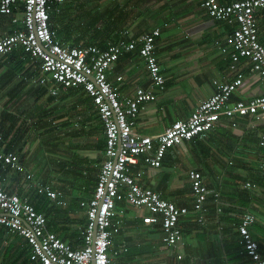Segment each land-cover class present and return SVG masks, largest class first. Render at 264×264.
<instances>
[{
    "label": "crops",
    "instance_id": "0c3cea01",
    "mask_svg": "<svg viewBox=\"0 0 264 264\" xmlns=\"http://www.w3.org/2000/svg\"><path fill=\"white\" fill-rule=\"evenodd\" d=\"M201 2L55 0L53 28L58 38L70 45L96 44L107 48L121 38H134L161 26L156 38V55L162 66L165 89H156L157 99L145 103L134 127L137 134L157 135L176 119L189 118L204 99L216 92V82L243 77L244 83L234 92L233 100L264 93V79L253 71L250 62L242 59L236 70L231 68L233 48L227 44L226 37L234 25L224 21L209 25V14ZM256 16L259 39L264 44V7L257 10ZM22 19V6L12 15H0V30L12 32L22 27ZM23 56L21 48L10 54H0L2 145L20 155L21 163L33 174L35 181L63 193L61 204L45 197L41 212L49 214V217L46 215L49 230L75 247L82 246L81 235L77 234L81 220L87 219V215L81 201L92 196L97 183L104 159V127L89 94L76 88L57 97L50 95L47 88L36 81L40 74L36 66ZM117 76L123 79L117 81ZM109 80L119 86L122 96H131L139 86L150 84L145 61L138 50L120 56ZM263 130L264 126L254 128L249 117L238 118V125L233 127L230 119L223 116L204 139L209 149L201 150L193 142L186 141L168 150L167 164L157 169L146 168L142 178L144 185L190 209L180 221L183 242L178 247L165 245L161 225L143 222L142 214L148 213L146 209L119 203V206H126L127 214L121 232L113 240V249L117 251L114 264H256L243 251V245L240 250L239 228L229 223L237 219L241 222L247 212L255 214L258 222L264 216V185L260 187L264 175L258 170L264 156V148L258 146L259 133ZM215 150L240 153L239 163L235 157L227 162V166L235 163L236 172L227 174L229 172L224 170L222 173L232 176L234 186L229 183L224 186L221 174L216 172L217 180L213 182L209 180L211 173L206 167L207 176L200 170L211 158L218 161L219 156L211 155ZM178 164L187 179L186 186L178 183L182 178L174 171ZM191 168L201 171L210 190L219 194H209L201 222L194 210L188 176ZM247 168L250 170L246 172ZM239 175L248 178L241 182ZM5 177V189L29 195L32 202L34 190L29 188L25 172L8 171ZM246 181L257 183V188L253 189L255 198L248 208L242 206L248 205L246 200L243 203L237 198V183L244 188ZM231 203L236 205L233 209L228 208ZM222 212L227 216L220 217ZM257 227L252 224L250 231L264 250V225ZM29 264L33 262L30 260Z\"/></svg>",
    "mask_w": 264,
    "mask_h": 264
},
{
    "label": "built area",
    "instance_id": "2783aa9c",
    "mask_svg": "<svg viewBox=\"0 0 264 264\" xmlns=\"http://www.w3.org/2000/svg\"><path fill=\"white\" fill-rule=\"evenodd\" d=\"M54 3L55 0H0V15H12L20 6L23 8L22 27L12 32L0 30V54H10L21 48L23 58H29L40 70L37 83L45 86L51 95L57 96L69 88H82L92 97L106 136L104 159L92 196L81 201L88 221L86 226L80 227L83 244L75 247L48 229L46 215L36 209L29 195L5 189L6 172H25L30 189L58 204L64 202L61 191L35 181L33 174L21 163L20 155L2 145L0 134V228L6 227L10 233L27 241L32 262L114 264L117 251H112L113 240L121 232L127 214L126 206H119V203H125L136 209H146L148 213L142 214L143 222L160 224L163 243L178 247L183 242L180 221L190 209L144 185L142 178L146 168H160L170 148L188 140L205 139L223 116L230 119L233 127L241 117H249L254 128L264 126V93L233 100L234 92L244 83L243 77L216 82V92L204 99L189 118L176 119L157 135L137 134L134 127L145 103L157 99L156 89H165L162 66L156 55V38L161 26L134 38H121L107 48L96 44L70 45L60 40L53 28ZM201 4L209 14V25L217 21L234 25L226 37L227 44L233 48L231 68L236 70L237 63L245 59L264 79V44L259 39L256 16L257 10L264 7V0L230 3L202 0ZM132 50H138L143 57L150 84L139 86L131 96H122L119 86L109 80V75L120 56ZM116 79L121 81L123 77ZM258 146L264 148V130L259 133ZM258 170L264 175L263 155ZM188 176L194 210L201 222L209 194H219L210 190L198 169H189ZM243 186L255 189L257 183L246 181ZM255 220L256 215L251 212L243 215L239 225L240 243L256 264H264V250L250 231Z\"/></svg>",
    "mask_w": 264,
    "mask_h": 264
},
{
    "label": "trees",
    "instance_id": "16d2710c",
    "mask_svg": "<svg viewBox=\"0 0 264 264\" xmlns=\"http://www.w3.org/2000/svg\"><path fill=\"white\" fill-rule=\"evenodd\" d=\"M53 17H54V13L52 12V22H53ZM36 70L40 72L39 68H37ZM38 76H36V77L38 78ZM72 89H76V88H69L68 90H72ZM68 90H66V91H68ZM66 91H63V92H66ZM52 96H54V95H52ZM57 96H55V97H57ZM251 136H253V138H254L255 133H253ZM188 141L189 142H193V144L196 145L201 150L209 149V146L204 142V139H200V140H196V141H195V139H192V140H188ZM185 142H183V143H185ZM5 149L10 150L7 147H5ZM166 155H167V153H166ZM166 155L163 158L162 165L163 164H167L166 162H167V159L168 158L166 157ZM162 165H161V167H162ZM235 167H236L235 163L229 164V166H226V168L224 170L226 172H229V173L232 174L233 172H236L234 170ZM200 170L203 171L206 174V176L208 175L207 172H206L205 167L200 168ZM239 176H241V181H245L248 178V177H246V175L245 176L239 175ZM206 179H207V177H206ZM236 179H239L240 180V177L239 178L236 177ZM204 182L206 184H208L206 181H204ZM190 183H191V181H190ZM208 186H209V184H208ZM237 191H238L237 198L239 200L242 199L243 200V203H246L244 200H246L247 203H248V205H243L242 204V206H244L245 208H248L249 205H250V207H251V205L253 203V198H255V194H254L255 192H254V190L253 189H250V188H248V189L245 188L244 189L241 186V184H239V182H238L237 183ZM230 192H231V190H229V193ZM45 197H47V196L46 195H43V194H39L37 191H34L32 193V196H31L32 203L35 204V207H36L37 210H39V211L42 210L43 211V207H41V203H43V200H44ZM177 205H181V204L178 203ZM235 206L236 205H234V204L231 203V205L228 206V208L229 209H233V207H235ZM244 207H243V209H244ZM47 216L49 217V214ZM257 219H258V217L256 216V220ZM256 220L253 223V225H255L256 223H258V220L257 221ZM87 221H88V219H86L84 217V219L81 220V222H80L81 223L80 224V227L82 228V227L86 226ZM239 225H240V219L234 220L232 223H229V226H236L237 229L239 228ZM238 234H239V231H238ZM77 235L80 236L81 235V232L79 231V233ZM240 238L241 237H240V234H239V236H238V244H239V248L241 250V248H243V247H242V244L240 243ZM5 240H10V242L9 243H5ZM77 240H79V239H77ZM114 250H115V248L112 251H114ZM243 251L245 252V249L244 248H243ZM30 254H31V248H30V246H29V244L27 243L26 240H24L22 237H20V236H18L16 234L10 233V231L6 227H1L0 228V258H1L0 264H29ZM33 264H41V263L40 262L33 261Z\"/></svg>",
    "mask_w": 264,
    "mask_h": 264
},
{
    "label": "rangeland",
    "instance_id": "374dc122",
    "mask_svg": "<svg viewBox=\"0 0 264 264\" xmlns=\"http://www.w3.org/2000/svg\"><path fill=\"white\" fill-rule=\"evenodd\" d=\"M239 154L240 153H238V152H236L235 154L234 153L232 154V153H224V152L215 150L214 153H212L211 155L219 156L218 161L216 162L213 158H211V159L209 158L210 161H207L206 165H204V167H206V169L208 170V173L209 172L211 173V174L209 173L210 174L209 180H213V182H215V180H217L216 179L217 176L215 174V172H216L217 174H221L220 177L222 180H224V186H227L228 185L227 183H229L231 186H234L235 185L234 179L232 178V176L227 175V174H231V173H227L226 175H224V174L222 175V173L224 171L223 166H227V162H228L230 157H235V160L237 161V163H239L238 162L240 160L238 158ZM247 170H250V169L247 168L246 172H247ZM174 171H175L176 175L182 177L181 178L182 181L180 180L178 183L186 186L187 185V179L185 178V175L183 174V170L179 164L175 166ZM211 171H213V172H211ZM261 181L263 182L264 179L262 178ZM263 185H264V182L262 184H260V187ZM224 216H227L226 212H222L220 214V217H224ZM260 225H264V216L262 219L259 220L258 223H256L253 226H256V228H258L257 226H260Z\"/></svg>",
    "mask_w": 264,
    "mask_h": 264
},
{
    "label": "water",
    "instance_id": "95a60500",
    "mask_svg": "<svg viewBox=\"0 0 264 264\" xmlns=\"http://www.w3.org/2000/svg\"><path fill=\"white\" fill-rule=\"evenodd\" d=\"M94 264V263H93Z\"/></svg>",
    "mask_w": 264,
    "mask_h": 264
}]
</instances>
